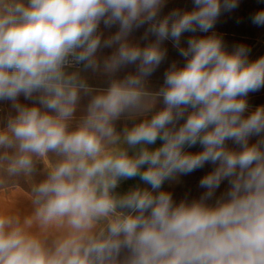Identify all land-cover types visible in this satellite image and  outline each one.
Wrapping results in <instances>:
<instances>
[{
	"label": "clouds",
	"instance_id": "1",
	"mask_svg": "<svg viewBox=\"0 0 264 264\" xmlns=\"http://www.w3.org/2000/svg\"><path fill=\"white\" fill-rule=\"evenodd\" d=\"M167 3L0 0V264H264V56L214 31L239 0ZM206 164L198 199L164 189Z\"/></svg>",
	"mask_w": 264,
	"mask_h": 264
},
{
	"label": "rangeland",
	"instance_id": "2",
	"mask_svg": "<svg viewBox=\"0 0 264 264\" xmlns=\"http://www.w3.org/2000/svg\"><path fill=\"white\" fill-rule=\"evenodd\" d=\"M191 7L192 0L171 2L166 8L163 9V14H166L174 8L185 9ZM260 9H264V0H239V7L231 12L223 13L214 29V31L223 36L224 42L229 50H231L232 47L237 44L247 45L251 49L249 54L250 60H255L260 56H264V26H256L251 21L252 15ZM108 31L115 32L116 28L113 27L110 30H106V34ZM143 32L144 28L136 30L133 33V37L139 40V38L143 35ZM190 35V33H186L183 37V40L186 41ZM140 42L141 44L146 43V41ZM164 46L168 49L167 58L156 70V72H154L149 78V86L153 90L157 89L163 84L164 73L173 61H177L180 64H183L184 62L177 49L173 47L171 41H166ZM110 53V49H104L102 55H108ZM132 70H134V67L129 66L127 69L123 70L121 75ZM86 75L89 77V83L96 86H106V78L94 76L91 72L86 73ZM248 102L250 105V110H253L257 106L264 105V88L258 92L250 93ZM7 106L8 105L6 103H0V108H4L6 110ZM160 143L161 141H157V145ZM229 145L232 146L231 142H229ZM155 146L156 145H153L151 147ZM187 150L196 152L200 151L201 147L196 145L195 147ZM213 167L214 166L211 164H206L202 169H198L188 175L180 176L176 182H172L171 184L166 182L164 189L172 192L173 198L177 203L185 198H187L189 201L192 199H198L205 191L204 189L200 188L199 181L205 174L211 171ZM136 185L143 186L138 177L123 181L117 191L123 192ZM227 188L228 184L227 181H225L217 190L216 197H219L221 194H223Z\"/></svg>",
	"mask_w": 264,
	"mask_h": 264
},
{
	"label": "crops",
	"instance_id": "3",
	"mask_svg": "<svg viewBox=\"0 0 264 264\" xmlns=\"http://www.w3.org/2000/svg\"><path fill=\"white\" fill-rule=\"evenodd\" d=\"M177 1H180V0H168L167 6H168V4L171 3V2H177ZM167 6H166V7H167ZM166 7H165V8H166ZM18 206L21 208V210H30V204H29V202L26 201V200H22V201L19 203Z\"/></svg>",
	"mask_w": 264,
	"mask_h": 264
}]
</instances>
